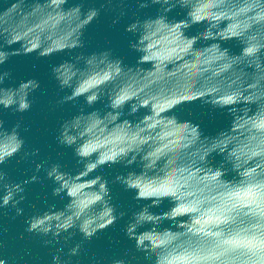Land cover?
Returning a JSON list of instances; mask_svg holds the SVG:
<instances>
[{"label":"clouds","instance_id":"clouds-1","mask_svg":"<svg viewBox=\"0 0 264 264\" xmlns=\"http://www.w3.org/2000/svg\"><path fill=\"white\" fill-rule=\"evenodd\" d=\"M4 3L7 6L0 8V65L20 53L36 51L38 56H48L82 48L85 26L100 13L95 6L83 10L84 0L68 8L64 7L67 0ZM26 4L34 5L27 9L29 15L42 12L46 17L57 15L60 23L70 21L71 31L56 43L43 38L34 43L30 33L14 23L24 16L22 6ZM137 4L140 8L159 4L160 9L155 16H137L125 25V31L135 36L129 46L139 53L134 66L125 64L111 48L80 51L72 59L52 65L59 87L70 89L59 103L75 102L83 96L88 106L98 100L105 104L103 110L90 111L81 104L76 114L60 124L57 142L72 147L79 168L70 172L59 162L36 163L35 172L44 168L53 180L52 194L64 193L68 200L61 208L50 204L25 217V231L46 237V245L61 238L67 242L79 231L83 239L68 247L66 254L64 246L54 248L50 260V264H74L73 257L79 255L84 241L125 215L112 203L108 178L102 173L91 174L104 165L137 163L138 171L117 173L114 182L134 190V199L140 202L124 225V232L148 264H264V0H137ZM177 5L187 15L169 19L167 13ZM105 6L115 10L112 22L116 23L125 14L126 0H102L100 7ZM197 23H203V29L188 35L186 29ZM50 30L46 27L42 32L48 35ZM230 38L239 40V52L222 46V41ZM16 42L20 45L17 48L5 47ZM193 57L195 64H210L221 72L240 63L252 71L248 77L229 80L227 88L185 92H147L130 78H122L132 69H153L163 75L172 62L181 60L184 67L191 68L195 66ZM10 71H0V108L24 112L31 107L30 94L40 81L29 77L6 85ZM140 75L154 73L141 71ZM196 100L211 109L227 111L230 126L214 135L204 134L199 122L181 119L173 111L184 102ZM142 108L145 111L138 118H128ZM21 126L20 120L5 126L0 117V164L22 149V158L39 151L24 148ZM152 143L158 146L146 152L145 147ZM171 147L184 152L179 165L164 175L153 176L151 169L158 167ZM212 153L221 156L216 164L210 162ZM167 163L177 165L175 160ZM35 172L23 180H12L0 168V208L11 206L15 215L24 212L20 206L25 199L24 186L39 179ZM182 173L186 177H181V182L177 176ZM4 246V240H0V250ZM130 256L140 259L130 247L123 257L108 264H130ZM0 264H10L9 259L0 255ZM89 264H101L100 258L93 257Z\"/></svg>","mask_w":264,"mask_h":264},{"label":"water","instance_id":"water-1","mask_svg":"<svg viewBox=\"0 0 264 264\" xmlns=\"http://www.w3.org/2000/svg\"><path fill=\"white\" fill-rule=\"evenodd\" d=\"M26 2H30V0H26ZM79 2L80 0H67L64 7L68 8ZM101 3L102 0H84L83 10L95 6L100 8V13L98 17L85 26L82 36L84 46L82 48L65 49L48 56H38L36 51L27 54L20 53L11 55L0 65V71L4 69L11 70L10 77L5 79L6 85L18 84L21 80L29 77H36L40 81L39 87L30 94L33 103L28 110L13 112L11 109L0 108V117L5 120V126H11L17 120L22 122L20 134L25 140L24 148L29 150L39 149L35 155L27 158H22V149L21 152L0 164V168H4L8 172L10 179L23 180L25 177L31 176L35 172L36 163L41 161H46L48 165L59 162L62 169L70 172H75L79 168L78 158L74 155L72 147L59 144L56 135L62 121L68 116L76 114L79 105L85 104V101L81 96L75 102H58L59 98L69 92L70 89L59 87L51 72L53 64H58L64 59H72L75 53L80 51L90 53L93 50L102 48H111L113 54L122 57L127 65L134 66L137 63L136 58L139 53L129 46V41L134 40L135 36L131 32L125 31V25L137 16L144 18L157 15L160 5L149 4L145 8H140L137 0H126L125 14L116 23H113V18L116 15L115 10L111 6L100 7ZM6 6L4 0H0V8ZM22 7L26 10L25 14L14 23H18L24 31L29 32L34 43L40 42L42 38L49 43H56L63 40L72 29L70 21L60 23L57 15L46 17L42 12L29 15L27 9L33 8V4H26ZM186 15L187 11L179 5L167 13L169 19H180ZM46 27L51 29L48 35L42 32V29ZM203 27V23L191 25L186 29V33L194 35L198 29L202 30ZM200 43L201 41H198L197 46ZM239 43V40L230 38L222 41V46L228 47L231 52H239L241 47ZM19 46V42L5 45L6 48H17ZM184 62V60L172 62L163 75L153 69H132L122 74V78H130L135 81L137 87H141L147 92L157 90L185 92L212 87L227 88L229 80L238 76L241 78L248 77L252 71L250 67L243 63L221 72L210 64H195V57L191 58L194 67H184ZM147 66L146 63L145 67ZM141 71L145 73L152 71L154 75L141 76ZM104 104L105 101L101 100H98L92 106L85 104V111H90L92 108L103 110ZM144 111L145 109L142 108L140 112L128 118L136 119ZM173 111L177 112L181 119H192L199 122L204 134L214 135L221 128L230 126L231 116L227 111L211 109L210 105L202 104L199 100L184 102ZM125 113L127 114V105L125 106ZM231 134H235V129L231 130ZM156 146L158 145L152 143L147 145L144 150L148 152ZM191 147L189 146V149ZM183 155V150L171 147L170 151H166L161 160L158 161V167L151 169V174L153 176H157V174L164 175L166 172L171 171L179 165ZM209 159L210 162L216 164L221 160V156L212 153ZM168 160L177 161V165H169ZM130 169L138 171L137 163L131 165H124L123 163L104 165L91 174L102 173L108 178L112 203L116 205L118 212L124 210L125 215L119 217L108 227L98 230L97 234L92 236L91 239L84 241L79 255L73 257L74 264L77 260L79 264H89L93 257L100 258L101 264H108L112 259L123 257L125 250L130 247L133 249L134 256L140 257L139 260H134L130 256V264H148L143 259L144 254L136 251L134 240L129 239L124 232V225L130 218L132 211L139 208L140 202L134 199V190H126L119 182H114L117 173H126ZM35 174L39 179L24 186L25 199L20 202V206L24 209L22 214L15 215V209L11 206L0 208V240L5 242L4 248L0 250V255L6 256L10 264H50L54 248L64 246L66 254L68 247L83 239L82 234L76 231L67 242L61 238L58 243L46 245L43 243L46 237L25 231V217L36 210L43 211L50 204H55L56 208H61L68 200L64 193L55 196L52 194V188L55 185L53 180L46 176L44 168H41ZM231 175L232 173H229V176ZM181 177H186V174H180L177 179H181ZM167 206L168 203L165 201L163 207L166 208ZM184 215L187 216L188 214ZM178 223H180L179 220ZM62 235H67V233Z\"/></svg>","mask_w":264,"mask_h":264}]
</instances>
